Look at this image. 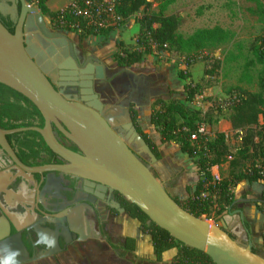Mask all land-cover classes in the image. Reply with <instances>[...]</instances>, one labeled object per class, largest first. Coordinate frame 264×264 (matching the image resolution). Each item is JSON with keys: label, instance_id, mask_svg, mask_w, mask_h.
I'll use <instances>...</instances> for the list:
<instances>
[{"label": "flooded vegetation", "instance_id": "1", "mask_svg": "<svg viewBox=\"0 0 264 264\" xmlns=\"http://www.w3.org/2000/svg\"><path fill=\"white\" fill-rule=\"evenodd\" d=\"M20 9L21 0H0V22L11 33ZM73 43L79 49L78 64L93 72V93L103 106L122 104L135 127L134 105L147 103L148 95H154L150 79L137 74L132 66L119 64L113 55L105 60ZM73 76L58 72L53 87L62 90L64 97L70 96L69 100L74 96L79 99L80 90L89 97L88 74L77 80H72ZM38 129H45L61 146L81 154L51 120L45 121L29 99L0 83V260L7 259L8 264H68L72 254L99 245L117 252L104 229L115 216L127 215L125 198L84 176L57 171L56 167L68 162L46 145ZM141 160L147 163L144 157ZM254 199L264 204V193ZM244 226L251 238L245 222ZM126 237L123 251L134 252L127 251Z\"/></svg>", "mask_w": 264, "mask_h": 264}, {"label": "water", "instance_id": "2", "mask_svg": "<svg viewBox=\"0 0 264 264\" xmlns=\"http://www.w3.org/2000/svg\"><path fill=\"white\" fill-rule=\"evenodd\" d=\"M78 59L73 41L47 27L43 14L28 0H21L13 33L0 22V83L29 99L45 121L51 120L81 152L66 149L48 131L38 129L46 145L68 162L55 169L118 192L175 240L204 252L214 264H264V258L253 251L242 210L234 208L238 200L214 225L184 210L167 193L149 168L158 159L134 127L128 110L122 104L103 106L90 87L92 70L83 69ZM58 72L74 74L72 80L88 74L89 97L82 90L79 99L64 97L62 90L53 87Z\"/></svg>", "mask_w": 264, "mask_h": 264}, {"label": "trees", "instance_id": "3", "mask_svg": "<svg viewBox=\"0 0 264 264\" xmlns=\"http://www.w3.org/2000/svg\"><path fill=\"white\" fill-rule=\"evenodd\" d=\"M35 2L40 12L56 23V27L64 31H79V38L98 35L102 32L109 33L114 27L124 25L129 18L142 11V15L135 18L138 24V32L135 45L118 42L121 50L113 54L119 64L130 67L139 63L145 55L152 54L153 50L171 49L184 54L185 63L190 65L188 56L191 53L203 50H217L232 42L233 32L220 26L200 28L188 36L178 33L180 18L173 13H166L170 4L175 0H159L157 6L152 8L149 0H111L112 14L118 20L115 26L106 28L88 24L87 20L75 17L67 6L63 10L51 11L47 0H31ZM81 3V0H78ZM255 5L249 12L263 25L262 30L254 36L246 45L240 41L232 43V49L220 58L213 60L212 70H204L205 74L214 73L215 68L225 66L232 61L241 60L242 75L251 81L250 70L257 73L258 92L242 91L239 101L232 106L228 115V121L232 132L242 131L238 140L239 146L235 154L229 150L228 141L223 132L212 130V137L206 139L199 136L190 141V135L195 131L202 112L191 109L182 102L172 98H157L151 106L150 122L161 135V141L175 140L179 142L180 150L193 159L197 166L199 179L194 185L192 193L185 199H173L190 214L201 217H209L213 212V220L216 222L227 211L235 200L232 188L241 180L249 183L264 181V0H247ZM104 18L100 16L99 19ZM74 24V28L70 27ZM78 24V25H77ZM12 32L10 29H8ZM180 78H187L188 74L178 71ZM198 86L188 83L184 85L185 100L191 101L199 94ZM211 108L205 115L211 112ZM263 118L262 123L259 117ZM136 130L151 148L157 159L160 158L156 146L142 131L137 121V113L133 112ZM212 124V120H206ZM217 122V120L215 121ZM236 137V136H235ZM227 162L226 175L215 179L211 174V167L220 166ZM187 192L190 188L186 187ZM123 205L127 215L137 220L139 231L147 234L150 239L152 253L155 261H161L162 254L170 249H175L170 264H214L204 252L184 245L175 240L167 231L160 228L134 204L124 199ZM264 245V234H263ZM127 251L135 249V238L124 239ZM256 253V249H253Z\"/></svg>", "mask_w": 264, "mask_h": 264}, {"label": "rangeland", "instance_id": "4", "mask_svg": "<svg viewBox=\"0 0 264 264\" xmlns=\"http://www.w3.org/2000/svg\"><path fill=\"white\" fill-rule=\"evenodd\" d=\"M71 1L72 0H47L46 5L51 11H59L69 6ZM149 1L152 4V8L156 7L159 2V0ZM32 5L37 7L35 2H32ZM254 7L255 5L247 0H175L168 6L166 13H173L180 18L178 33L183 36H188L197 29L211 28L213 26H220L224 29H228L233 32L234 35L232 42L217 50L197 51L188 56L190 62H202L203 64V67L195 69V73L199 76L201 75V79L196 83L199 88V94H201L202 90L206 87H213L212 95L199 97V101L225 100L232 96L240 97L242 91H259L256 71L250 70L251 81L248 82L242 75L241 60H239V58L225 66L215 68L212 74L204 73V70H212L214 67L213 60L215 58L222 59L226 52L232 49V43L234 44L240 41L243 45H246L254 36L260 33L263 25L249 12V9ZM141 15L142 11L140 10L129 18L127 25L114 27L108 34L102 32L98 35L88 36L82 39L78 36V30H60L56 27L54 21H51L50 18L45 15L43 16L47 27L51 30L66 34L72 41L107 60L116 50L122 49V47L118 46V42H122L128 45V47L135 45L138 32V24L135 22V18ZM186 58L184 54L175 52L171 49H154L152 54L145 55L139 63L132 67L138 74L149 78L151 83L155 82L157 84L160 82V85L165 84L166 90L169 91L170 88L180 89L176 77H179L178 71H187L183 69ZM157 72H163V74L158 75ZM157 96V98H167L166 93L158 94ZM198 105L199 103H197V106ZM231 108L232 106H217L216 109H212L208 114L204 116L201 115V118H203V120H212L213 123L211 126L214 128L216 120L228 118ZM259 121L260 123L263 121L261 116L259 117ZM238 140L239 139H237L232 132L229 137L228 146L233 154L238 150ZM149 168L159 180L157 170L153 165L149 166ZM218 168L219 173L222 172L226 174L227 162L222 163ZM201 217L206 219L210 224H220L219 220L216 222L213 220V212L210 213L209 217H206V215H202ZM104 232H108L110 235L111 241L118 248L117 252H113L105 245H99L95 250L90 249L89 252L86 253L72 254L69 256V261L67 263L135 264L142 260H149L147 257L150 247L149 236L139 231L137 220H132L127 215L115 216L104 229ZM124 236H133L135 238L134 252L123 251ZM254 249H256L258 255L264 258L263 249L257 247H254Z\"/></svg>", "mask_w": 264, "mask_h": 264}, {"label": "crops", "instance_id": "5", "mask_svg": "<svg viewBox=\"0 0 264 264\" xmlns=\"http://www.w3.org/2000/svg\"><path fill=\"white\" fill-rule=\"evenodd\" d=\"M127 24L128 21L124 24V26ZM200 67H203L202 62L191 63L190 65L184 63L183 69H186L187 71L184 70L183 72L187 73L188 77H176L180 89L170 88V90L167 91L165 84L160 85V82L157 84L153 82L151 91L154 92V95L153 93L148 95L149 99L147 103L134 105V109L137 113V121L140 128L148 135L149 139L156 146L160 155V158L153 165V167L157 170L158 178L170 196L176 197L181 200L188 197L189 193H192L194 185L199 179L197 166L192 158H190L186 153H183L180 150L179 142L175 140H168L164 142L161 141V135L156 127L150 122L149 116L153 101L156 100L158 94L164 93H166L167 99H176L182 102L184 105L190 107L191 109H199L202 112H206L209 108L207 107L208 100L199 101V97L212 95L213 87H206L202 90L201 94H198L191 101L185 100L184 85L190 82L192 83V85H196V83L201 79V75L199 76L198 74H196L195 69H199ZM157 73L158 75L163 74V72ZM197 103H199L198 106ZM213 129L220 132H226L230 134L232 133L228 118H221L217 120L216 124H214V128L211 127V130ZM210 171L215 179H218L220 175H226L222 172L219 173L218 166L211 167ZM187 186L190 188V192H187ZM232 192L234 194L235 200H238V203L234 208H240L242 210L244 222L250 229L253 246L264 250L262 237L264 234V204L254 199L256 198V196L260 198L261 194L264 193L263 180L253 183H249L246 180H241L232 188ZM225 213L226 212H224L223 214ZM175 251V249L167 250L162 254L161 261H155L150 243L149 254L147 256L149 259L148 262L152 264H170L171 258L175 254Z\"/></svg>", "mask_w": 264, "mask_h": 264}, {"label": "built area", "instance_id": "6", "mask_svg": "<svg viewBox=\"0 0 264 264\" xmlns=\"http://www.w3.org/2000/svg\"><path fill=\"white\" fill-rule=\"evenodd\" d=\"M70 10L75 17H81L84 20H87L88 24L96 25L99 27L106 28L107 26H115L118 20L117 17H114L112 14V4L111 0H81V3L78 0H72L69 4ZM100 16L104 18L99 19ZM78 25V24H77ZM71 28H74V24H70ZM196 94L193 99L197 96ZM239 101V98L236 96L228 97L225 100H208L207 107L208 109H216L217 106H233ZM202 112V111H201ZM204 115L206 112H202ZM211 124L203 120L199 122L196 126L195 131L190 135V141H194L197 137L202 136L206 139L212 137ZM226 139H229L230 134L223 132ZM237 139H240L242 136L241 130H236L233 132Z\"/></svg>", "mask_w": 264, "mask_h": 264}, {"label": "clouds", "instance_id": "7", "mask_svg": "<svg viewBox=\"0 0 264 264\" xmlns=\"http://www.w3.org/2000/svg\"><path fill=\"white\" fill-rule=\"evenodd\" d=\"M16 253H12V255L14 256ZM0 264H8V260H0Z\"/></svg>", "mask_w": 264, "mask_h": 264}]
</instances>
